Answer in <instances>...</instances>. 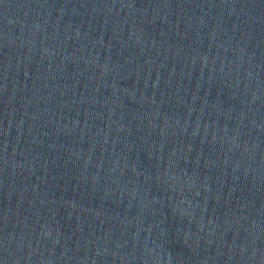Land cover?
<instances>
[{"label": "water", "instance_id": "1", "mask_svg": "<svg viewBox=\"0 0 264 264\" xmlns=\"http://www.w3.org/2000/svg\"><path fill=\"white\" fill-rule=\"evenodd\" d=\"M0 264H264V0H0Z\"/></svg>", "mask_w": 264, "mask_h": 264}]
</instances>
